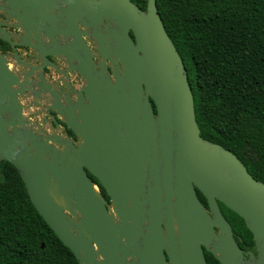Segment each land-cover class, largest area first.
<instances>
[{
  "label": "water",
  "instance_id": "1",
  "mask_svg": "<svg viewBox=\"0 0 264 264\" xmlns=\"http://www.w3.org/2000/svg\"><path fill=\"white\" fill-rule=\"evenodd\" d=\"M0 15L10 49L0 53V162L79 264H206L204 250L220 264H264V183L200 137L156 0L145 11L130 0H0ZM105 20L114 27L103 34ZM219 203L243 220L256 256L245 259Z\"/></svg>",
  "mask_w": 264,
  "mask_h": 264
},
{
  "label": "trees",
  "instance_id": "2",
  "mask_svg": "<svg viewBox=\"0 0 264 264\" xmlns=\"http://www.w3.org/2000/svg\"><path fill=\"white\" fill-rule=\"evenodd\" d=\"M131 1L145 10L146 0ZM156 7L187 71L200 137L229 150L264 183V0H156ZM7 51L0 40V53ZM219 206L236 240L252 246L243 220ZM205 259L220 264L208 252ZM0 264H79L6 161L0 162Z\"/></svg>",
  "mask_w": 264,
  "mask_h": 264
},
{
  "label": "flooded vegetation",
  "instance_id": "3",
  "mask_svg": "<svg viewBox=\"0 0 264 264\" xmlns=\"http://www.w3.org/2000/svg\"><path fill=\"white\" fill-rule=\"evenodd\" d=\"M131 1V0H130ZM132 2V1H131ZM133 3V2H132ZM133 4H135V3H133ZM136 5V4H135ZM137 6V5H136ZM138 7V6H137ZM140 10H142V11H145V10H143V9H141L140 7H138ZM146 9V8H145ZM0 20L1 21H6V19H5V17L4 16H2V15H0ZM114 26H113V24L111 23V22H109V21H103V23L100 25V28H99V30L103 33V34H106V32H111V29L113 28ZM9 31H12V32H14V31H16V30H14V29H11V28H9L8 29ZM92 31V30H91ZM130 35H131V37L133 38V36H132V34L130 33ZM84 38V40L86 41V43H87V45L91 48V53L92 54H94L95 52H96V49H97V47H96V43L94 42V40H93V38L91 37V38H86V37H83ZM63 41V40H62ZM9 51H10V49H9ZM19 52H20V54H21V56H22V58H24V59H26L27 61H29L30 63H32V64H36V62L35 61H33L32 59H34L33 58V56H32V52L30 51V50H28V49H26V48H20L19 49ZM6 53H8V51L6 52ZM28 55H31L30 57H28ZM94 62H97V60H95ZM58 64V66H59V68H62V63H60V62H58L57 63ZM76 77V76H75ZM78 77V76H77ZM44 78H45V80H46V82L48 83V84H50V85H52L53 87H55L56 86V88L58 87V86H60V84H59V78H60V76L59 75H57L56 74V72L53 70V69H49V68H47V69H45V72H44ZM78 82H83V79L82 78H80V77H78ZM37 110H39V109H36L35 111H37ZM44 110V104H43V106H42V108H41V112ZM45 114L46 113H44V114H42L41 115V118H38V120H37V122H40V121H42L43 120V118L45 117ZM62 126V125H61ZM45 129L47 128V127H44ZM62 132H66V130H65V128L62 126ZM98 190H99V188H98ZM99 192H100V190H99ZM198 195V194H197ZM198 198H199V196H198ZM107 201H109V198L108 199H106ZM199 200H200V198H199ZM201 201V200H200ZM202 203V202H201ZM203 204V203H202ZM204 205V204H203ZM219 205V204H218ZM205 206V205H204ZM205 207H207V205L205 206ZM219 208H220V211H221V214L223 215V217L225 218V216H224V214H223V211H222V209H221V207L219 206ZM226 219V218H225ZM226 221H227V219H226ZM228 222V221H227ZM229 223V222H228ZM231 230H232V228H231ZM232 233H233V231H232ZM233 237H234V240H235V242L237 243V245L240 247V249L243 251V254H244V256H245V259H248V252H252L255 256H256V251H255V246H254V242H253V245L252 246H247L244 242H242L241 240H239V241H237L236 240V235L233 233ZM205 252H207L206 250H204V258H205ZM209 253V252H208ZM205 261H206V259H205Z\"/></svg>",
  "mask_w": 264,
  "mask_h": 264
},
{
  "label": "built area",
  "instance_id": "4",
  "mask_svg": "<svg viewBox=\"0 0 264 264\" xmlns=\"http://www.w3.org/2000/svg\"><path fill=\"white\" fill-rule=\"evenodd\" d=\"M45 130L49 134L52 133V130H50L49 128L48 129L46 128ZM53 132H56L57 134H62V135H64L66 133V132H62V126L61 125H59L58 128L53 129Z\"/></svg>",
  "mask_w": 264,
  "mask_h": 264
},
{
  "label": "crops",
  "instance_id": "5",
  "mask_svg": "<svg viewBox=\"0 0 264 264\" xmlns=\"http://www.w3.org/2000/svg\"><path fill=\"white\" fill-rule=\"evenodd\" d=\"M9 66H10V68H13V64H11V65H9ZM20 100H21V102H22V100H24V99L21 98ZM26 102H28V101L25 100L24 104H26ZM35 110H36V109H33V110H25V113H26V114H29L30 112H35ZM39 118H41V117H39ZM38 121H39V120H38Z\"/></svg>",
  "mask_w": 264,
  "mask_h": 264
},
{
  "label": "rangeland",
  "instance_id": "6",
  "mask_svg": "<svg viewBox=\"0 0 264 264\" xmlns=\"http://www.w3.org/2000/svg\"><path fill=\"white\" fill-rule=\"evenodd\" d=\"M22 102L24 103V102H25V100H22Z\"/></svg>",
  "mask_w": 264,
  "mask_h": 264
}]
</instances>
